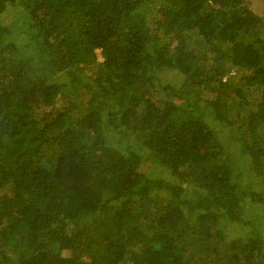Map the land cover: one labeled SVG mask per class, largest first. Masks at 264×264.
I'll use <instances>...</instances> for the list:
<instances>
[{
    "label": "trees",
    "instance_id": "trees-1",
    "mask_svg": "<svg viewBox=\"0 0 264 264\" xmlns=\"http://www.w3.org/2000/svg\"><path fill=\"white\" fill-rule=\"evenodd\" d=\"M250 5L0 0L24 15L0 25V264H264L258 188L237 184L264 185ZM221 222L250 228L226 242Z\"/></svg>",
    "mask_w": 264,
    "mask_h": 264
},
{
    "label": "rangeland",
    "instance_id": "rangeland-1",
    "mask_svg": "<svg viewBox=\"0 0 264 264\" xmlns=\"http://www.w3.org/2000/svg\"><path fill=\"white\" fill-rule=\"evenodd\" d=\"M264 3V0H251V9H253L257 14H263V9L264 7H262V4ZM23 14L21 16L20 15H15V13H13V10L11 8H9L7 11L3 12V14H1L0 16V25L2 26H6V25H14V26H18V24L21 22V19L23 18ZM13 26V27H14ZM16 31H18V27H15ZM98 54V59L100 60L99 57V53L97 51ZM164 74H166V72H164ZM163 72L159 75L162 76ZM172 84H174V86H176L179 82V77L177 75L170 77ZM57 82L63 81V78L60 76V78H56ZM71 89V88H69ZM67 89L66 91V95L64 97V99H59L57 102V107H60L63 103L66 102V100H74V93H72L71 90ZM253 95L251 94V99H253L254 97H252ZM119 142V141H118ZM131 145V149H138L137 148V143H136V139L133 137L129 142ZM125 142L123 143L124 146ZM236 146V142L235 139H231L230 143L225 147L224 149V153L227 156H232L233 155V149ZM151 163H149L150 166ZM141 170L143 172H146L147 170V165L145 164ZM170 182V185L172 186L173 189V193L176 195L180 194V196L182 197H186L187 195H193L194 194V190L195 188H193L192 186L186 184L183 181H179L177 178H168L167 179ZM257 181L258 179L253 178V183L252 186H250L249 183H247L245 180L243 179H239L238 180V185L239 188L241 189L243 195H245L246 197V201H249L248 198L249 196H246L252 188L257 187L258 188V195L259 197H261V202L257 203V205L254 207L255 209H253L254 214H256L260 220H264V185L263 184H259L257 185ZM159 192V191H158ZM263 222V221H262ZM219 230L222 232V238L224 239V241L229 242L231 240H233L234 238H236L237 235H241V234H247L246 231H248V229L250 228L249 226H246L245 228H243L242 230L239 227H234L231 224H228L226 222H221L218 226ZM264 231V223L262 224V226H260V231ZM244 232V233H243ZM212 233V232H211Z\"/></svg>",
    "mask_w": 264,
    "mask_h": 264
}]
</instances>
